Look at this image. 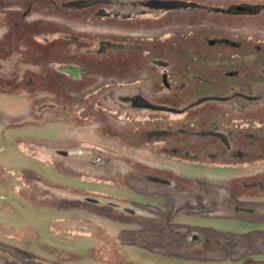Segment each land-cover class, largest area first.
<instances>
[{"label": "rangeland", "instance_id": "rangeland-1", "mask_svg": "<svg viewBox=\"0 0 264 264\" xmlns=\"http://www.w3.org/2000/svg\"><path fill=\"white\" fill-rule=\"evenodd\" d=\"M0 264H264V0H0Z\"/></svg>", "mask_w": 264, "mask_h": 264}]
</instances>
